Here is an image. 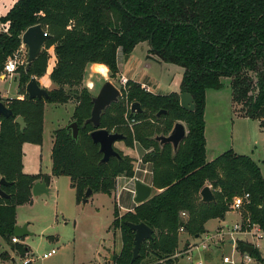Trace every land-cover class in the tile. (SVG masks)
I'll return each mask as SVG.
<instances>
[{"label":"trees","instance_id":"obj_1","mask_svg":"<svg viewBox=\"0 0 264 264\" xmlns=\"http://www.w3.org/2000/svg\"><path fill=\"white\" fill-rule=\"evenodd\" d=\"M35 25H41L52 38L29 70L26 64L18 67L19 89L23 93L32 77H43L49 49L55 56L54 88L47 99L30 100L28 94L24 101L0 98L13 111L10 118L0 117V180L9 183L1 189L10 196H0V238L12 244L17 207L32 201L36 182L44 180L49 185L46 175L23 173L22 153L25 142L42 144L45 102L75 105L72 122L79 124V137L74 139L66 127L56 130L51 158L52 174L71 178L78 202L85 199L88 189L110 194L114 177L131 173L128 159L120 152V160L112 158L99 165L102 154L91 138L94 127L85 125L94 96L84 86V78L92 64L107 66L111 77H116L121 57H129L142 43L148 44L149 55L159 62L183 69L181 93L157 95L128 81L127 101L143 108L142 113L130 112L129 117L138 121L166 118V122L158 134L136 130L137 140L147 148H157L146 161L154 164V185L160 192L122 219L115 208L112 226L120 232L122 250L114 264H131L135 232L127 222L145 223L154 231L133 264H141L147 253L158 261L166 260L161 264H174L170 256L179 246L178 229L184 226L191 237H201L208 221L224 218L234 199L245 194L250 198L241 208L244 223L264 230V159L259 165L251 157L229 150L208 162L205 138L206 92L221 90L222 78L230 79L238 116L264 119V0H18L0 18V73L20 50L24 32ZM183 93L193 97L194 111L181 107ZM161 110L167 113L157 118ZM125 114L121 99L106 109L100 127L123 134L131 145V134L124 129ZM18 117L27 124L24 132L15 122ZM177 122L187 123L188 135L174 152L172 145L161 147L154 137L169 135ZM143 127L149 130L147 124ZM205 186L212 189L214 203L202 202L200 192ZM182 211L188 213L186 224L180 218ZM245 247L243 242L239 246L243 253ZM252 257L264 262L256 248Z\"/></svg>","mask_w":264,"mask_h":264},{"label":"rangeland","instance_id":"obj_2","mask_svg":"<svg viewBox=\"0 0 264 264\" xmlns=\"http://www.w3.org/2000/svg\"><path fill=\"white\" fill-rule=\"evenodd\" d=\"M12 1L0 0V18L7 15ZM45 48L44 45L42 51ZM149 49L147 43H142L135 48L129 57H121L119 61L120 72L127 76L130 81L140 84L145 91L153 94L167 95L178 92L180 94V81L182 79L183 69L176 65L162 62L158 63L148 59ZM27 51L26 46L24 48L21 46L20 50L15 53L19 55V68L26 64ZM48 53L49 58L46 72L39 81L41 85L42 83L50 82L52 69L55 65L53 49H49ZM120 72L116 77L112 78L108 69V75L105 78L103 75H98L92 71V75H88L90 79L88 86L92 89L89 87L86 88L93 96H96L98 89L108 80L113 82L121 90L122 95L120 100L122 99L125 102L126 109L124 129L131 134L132 143L130 145L126 141H120L115 145V149L128 159L132 170L131 173L123 172L115 176L110 194L93 192L88 202H78L77 191L72 185L71 178L54 176L52 174L51 158L54 131L65 126L67 127L72 122L74 111L72 112L71 110L75 109V106L74 104H71V107L70 104L64 106L45 102L43 108L44 129L42 144L39 145L30 142L23 144V173L30 176L38 174L48 176L52 191L48 195L33 197L30 203L17 207L19 224L21 226L27 225L29 232L32 233L29 236L19 238L20 243L18 244L22 248L27 249V252L22 253L19 249H15L13 241L10 245L0 238V264H13L10 259L12 254L16 257L18 264H24V261L28 258H35L32 264H114L115 257L118 256L114 254L120 253L122 240L120 232L112 226L114 220L113 213L116 208L122 219L125 214L133 212V207L137 205L131 193V179L136 174V168L139 162L142 161L140 164L141 167L145 163L149 164L152 169V180L146 181L153 188L152 197L160 192L154 185V164L151 161H146L149 154L155 152L157 148L154 145L147 148L137 140L136 130L142 128L140 131L145 135L150 130L157 132L158 129L163 128L166 118H161L159 121H154L151 118L145 121H138L135 117L130 118L129 113L131 112L132 103L127 101L129 85L127 84L126 87L120 85ZM1 76L0 98L7 100L5 96H15V99L24 101L27 94V85L23 93L16 92L21 77L19 69L12 75H5L3 70L0 73ZM16 79L18 80L16 81ZM4 80L6 81L4 82ZM222 83L223 88L219 94L227 100L228 97H231L230 79L222 78ZM227 104L228 102L226 101L225 110L228 112V108H226ZM219 118V123L215 124L212 135L216 142L220 144V148L223 147L227 150L233 147L236 152H245L247 155H251L254 161L261 165L264 155V127L260 126L258 120L239 121L234 126L226 113L221 114ZM132 119L135 122H131ZM263 121L264 119H261L262 123ZM182 123L186 126L188 132L187 123ZM145 124H147L149 130L144 129L143 126ZM175 124L173 123V127ZM257 140L259 144L256 145L255 142ZM248 146L252 147L253 153L246 149ZM212 152V150L208 151L209 159L212 156ZM118 195H120L119 199L117 197ZM232 212L235 214L228 216L227 221L233 218V224H224L218 219H212L207 223L206 227L211 232L207 231L204 234L215 233L224 229L227 235L221 243L214 244L205 251H195L194 260H189L184 253L191 245L197 246L200 245V242L194 241V238L187 232H181L178 229L179 246L175 253L170 256L174 260V264H197L198 261H203V264H219L223 255L232 254L238 258L240 254L236 249L241 251L239 246L242 242L252 246H254L252 243L255 244L256 242L264 257V238H255L254 240L250 234L245 233V230L248 229L249 222L247 221L245 224L242 211H233L230 206L227 213ZM181 213L180 218L186 224L188 218L183 219ZM220 225L223 226L217 228ZM235 225L242 226V232H237L231 236L228 230L232 229ZM231 238H234L237 242L236 249L230 247L228 243V240ZM239 239L242 240L240 241ZM53 248L57 250V253L49 259H43V254L51 251ZM108 252L111 253V256L114 255L111 262L109 261ZM178 254L180 256H177ZM252 259L249 264H264V262L254 258ZM164 261L166 260L158 261L153 254L147 253L141 264H161Z\"/></svg>","mask_w":264,"mask_h":264},{"label":"water","instance_id":"obj_3","mask_svg":"<svg viewBox=\"0 0 264 264\" xmlns=\"http://www.w3.org/2000/svg\"><path fill=\"white\" fill-rule=\"evenodd\" d=\"M52 35H48L42 28L41 25H35L29 27L22 36V44L25 45L28 49L27 51V60H26V70H29L32 63L40 56L42 53L43 47L48 39H51ZM26 92L30 100L35 99H47L49 97L48 91L42 88L36 77H32L26 86ZM121 90L113 84L111 81H106L101 86L98 94L93 97V108L91 111V117L86 120V124H91L94 127V130L91 132V138L94 144L99 146V152L102 154V159L99 162V165L108 163L112 158L121 159V155L115 149V144L120 141H124L126 137L120 133L109 132L106 129H102L101 118L103 113L108 107L113 103L119 102L121 98ZM180 105L183 109L187 111L195 110V103L193 97L189 93H183L180 95ZM143 112V108L138 102H135L131 105L132 114H140ZM166 110H161L156 114V117L159 118L161 115L166 114ZM13 116V111L7 106L4 101H0V117L10 118ZM20 125L21 132H24L27 124L23 117H18L15 121ZM66 129L72 132L74 139L79 137L80 129L77 122L70 123ZM188 135L186 126L182 122H177L169 135H157L154 137V140L164 146L167 144L172 145L174 152H177L180 145L184 142ZM3 185H9L5 179L0 180V196L2 198H10L1 187ZM50 193L48 184L46 181H38L34 184L32 188V195L34 197H39L42 195H48ZM92 189H88L85 193L84 203L87 202V199L92 195ZM153 194V188L150 185L144 184L140 181L136 182L135 185V197L134 202L139 205L148 201ZM201 200L204 203L211 204L216 201L215 195L212 189L209 186H205L200 192ZM127 225L135 232L134 235V248L132 251L131 264H133L138 257L140 256V250L142 244L146 241L153 239V229H151L145 223L134 224L127 222ZM32 233L29 232L27 225L18 226L16 225L14 229L15 237L22 238L29 236ZM253 246L245 247V251L252 255Z\"/></svg>","mask_w":264,"mask_h":264},{"label":"crops","instance_id":"obj_4","mask_svg":"<svg viewBox=\"0 0 264 264\" xmlns=\"http://www.w3.org/2000/svg\"><path fill=\"white\" fill-rule=\"evenodd\" d=\"M18 1V0H17ZM16 0H13L12 1V3H11V5H10V9L15 5V3L17 2ZM10 9H9V11H10ZM8 11V12H9ZM25 47V45H23L22 44V48H24ZM148 55H149V53H148ZM148 59H150V60H152V61H156V62H158L159 63V61L157 60V58H155V57H153V56H151V55H149V57H148ZM161 63V62H160ZM95 66H105V65H103V64H92V65H90L89 66V68L87 69V71H86V75H85V81H84V86L85 87H89L90 89H92L90 86H88L89 84H88V82H90L89 80V77H88V75H92V71H93V68L95 67ZM106 68H107V66H105ZM108 69V68H107ZM121 73V76H124V77H126L127 79H128V77L127 76H125L122 72H120ZM108 75V74H107ZM182 75H183V73H182ZM181 75V76H182ZM105 77V76H104ZM107 77V76H106ZM105 77V78H106ZM2 78V76L0 77V79ZM37 79V81H38V83H39V81L41 80V78H36ZM18 79H16V81H17ZM129 80V79H128ZM6 80H4V82H5ZM181 81H182V79H181ZM181 81H180V84H181ZM42 88H46V90H52L53 88H54V85H53V83H52V81H51V79H50V82H47V83H42V85L41 84H39ZM145 87V86H144ZM17 88L18 89H16V92L17 93H21V91H20V89H19V86L17 85ZM101 88V87H100ZM100 88L98 89V92H99V90H100ZM146 88H148V87H146ZM211 91H214V92H211ZM221 90H214V89H208L207 90V92H206V107H205V138H206V159H207V161L208 162H211V161H213L214 159H216L217 157H219L220 155H222L223 153H225V152H227V151H229V150H232V151H234V153L235 154H237V155H246V156H249V157H251V155H247V153H245V152H236L235 150H234V148L232 147V148H229V149H227V150H225L223 147L222 148H220V144L218 143V142H216V140H215V138L213 137V128H214V126H215V124H218L219 123V117L221 116V114H227L228 115V117H230V119H231V121H232V123H233V125L235 126V124H236V122H239V121H241V122H243V121H248V120H252V119H249V118H246V117H242V116H238L235 112H234V107H233V103H232V97H228L227 98V100H225L224 99V97L221 95V94H219V92H220ZM179 93V92H178ZM228 96V95H227ZM17 97V96H16ZM5 98L6 99H15V96H5ZM228 102V104H227V106H226V108H228V112L225 110V102ZM68 104H73V103H68ZM68 104H66V105H64V106H68ZM56 105V104H55ZM75 106V105H74ZM71 107H72V105H71ZM72 109V108H71ZM72 112L74 111V109H72L71 110ZM258 122L260 123V126L261 127H264V121H263V123L261 122V120H258ZM66 127V126H65ZM252 129H253V126H252ZM58 130V129H57ZM56 131V130H55ZM54 131V132H55ZM53 141H54V136H53V140H52V148H53ZM117 143H119V142H117ZM117 143L115 144V145H117ZM255 144L257 145V144H259L258 143V140L255 142ZM211 147V148H210ZM209 148H210V150H212L213 152H212V156L210 157V159H209V157H208V151H210L209 150ZM246 149L247 150H250V152L251 153H253V151H252V147H246ZM260 156V155H259ZM252 159H253V157H251ZM263 159H264V155H263ZM262 159V160H263ZM254 160V159H253ZM50 184L48 185V187H49V190H50V192L52 191V189L50 188ZM33 195H32V200H33ZM88 200H89V198L87 199V202H88ZM234 215L235 213L234 212H232V213H227L226 215H225V217L224 218H222V219H218V220H220L221 222H223L224 224L225 223H228V224H233L232 222H233V218H230V221L228 220L227 221V219H228V216H230V215ZM113 216H114V213H113ZM237 216V215H236ZM209 222V221H208ZM207 222V223H208ZM207 223H206V225H205V228H206V230L207 231H210L206 226H207ZM235 223H236V221H235ZM223 224V225H224ZM17 225L18 226H21V224H19V222H18V219H17ZM223 225H220V226H218L217 228H220V227H222ZM211 232V231H210ZM253 238V237H252ZM254 240H255V238H253ZM240 241L242 240V239H239ZM194 241H197V238H194ZM230 247H232V248H235L236 249V247H237V242H233V241H231L230 243ZM254 246H253V248L255 249H257L258 251H259V253H260V255H261V257L263 258V260H264V257H263V255H262V253H261V251L259 250V247H258V245L256 244V242H255V244L254 243H252ZM247 246H252V245H247ZM228 247V246H227ZM122 250V249H121ZM238 252H239V254L242 256L244 253L243 252H241V251H239V249H236ZM121 252V251H120ZM9 254L11 255V253L9 252ZM120 254V253H119ZM119 254H114V255H119ZM108 255H109V261L111 262V260H112V258L114 257V255H112L111 256V253L110 252H108ZM239 257V256H238ZM10 259H11V261H12V263L13 264H18L17 263V259H16V257L12 254L11 256H10ZM34 259L35 258H33V261H32V263L34 262ZM49 259V258H48ZM32 263H30V264H32ZM110 264H112V263H110Z\"/></svg>","mask_w":264,"mask_h":264},{"label":"built area","instance_id":"obj_5","mask_svg":"<svg viewBox=\"0 0 264 264\" xmlns=\"http://www.w3.org/2000/svg\"><path fill=\"white\" fill-rule=\"evenodd\" d=\"M20 65V61H19V55L18 54H14L11 58H9L7 60V62L5 63L4 66V74L5 75H12L14 74L18 67ZM128 79L124 76L120 77V85L123 87H126V85L128 84ZM131 122H135L134 119H132ZM142 163L139 162L137 168H136V174L134 177H132L131 179V183H132V190L131 193L132 195L135 197V185L137 181H140L144 184L149 185L146 181H150L152 180L153 177V172L152 169L150 168L149 164H143V167L140 166V164ZM148 165V166H147ZM151 186V185H150ZM152 187V186H151ZM118 199L120 198V195L117 196ZM250 195L249 194H245L243 197H236L233 201L232 204V210L233 211H239L241 210V208L245 205V203L249 200ZM181 217L183 219L188 218V215L186 212H182L181 213ZM242 226L239 225H235L232 229H229V233L230 235H234L237 232H242ZM181 232H184V226H182L180 228ZM245 233L250 234L251 237L256 238V239H262L264 238V230H262L259 226H252L251 224H248V229L245 230ZM226 232L224 231V229H221L215 233H207L202 235L201 237L197 238V241L200 242V245L194 246L191 245L189 247V249H187L184 253V255H186L188 257L189 260H194V254L195 251H205L207 250L209 247H211L214 244H218L221 243L225 236H226ZM14 244H18L20 243V239L18 237H13L12 239ZM231 241L236 242L234 240V238H231L228 240V243H230ZM57 253V250L55 248L51 249V251L44 253L42 258L43 259H48L51 256L55 255ZM177 256H180L179 254ZM252 255L248 254L247 252H245L242 256L239 255L238 258H236L235 255H223L220 259L219 264H249L253 259H252ZM33 258H28L24 261V264H30L32 263ZM197 264H203V261H198Z\"/></svg>","mask_w":264,"mask_h":264},{"label":"bare ground","instance_id":"obj_6","mask_svg":"<svg viewBox=\"0 0 264 264\" xmlns=\"http://www.w3.org/2000/svg\"><path fill=\"white\" fill-rule=\"evenodd\" d=\"M93 72L97 73L98 75L101 74L106 77L108 74V69L105 66H95L93 68Z\"/></svg>","mask_w":264,"mask_h":264}]
</instances>
